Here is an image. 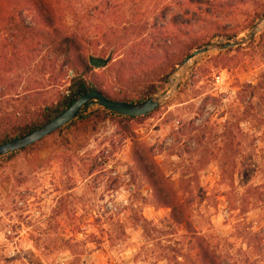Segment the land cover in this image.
I'll return each instance as SVG.
<instances>
[{
  "label": "rangeland",
  "instance_id": "374dc122",
  "mask_svg": "<svg viewBox=\"0 0 264 264\" xmlns=\"http://www.w3.org/2000/svg\"><path fill=\"white\" fill-rule=\"evenodd\" d=\"M171 1L167 29L149 31L167 32L166 46L142 41L110 15L108 25L120 24L125 35L122 46L113 52L94 41L79 68L112 97L132 99L150 84L161 95L179 81L173 98L136 119L92 103L41 141L0 156V264H204L201 239L216 264H264V25L246 44L210 49L177 70L196 49L248 38L263 9L236 1L212 13ZM130 5L119 22L139 18ZM91 55L112 59L97 69ZM2 57L13 62L0 80L4 112L23 101L31 110L54 104L74 75L34 36L0 31ZM147 164L166 194L183 200L180 221Z\"/></svg>",
  "mask_w": 264,
  "mask_h": 264
},
{
  "label": "trees",
  "instance_id": "16d2710c",
  "mask_svg": "<svg viewBox=\"0 0 264 264\" xmlns=\"http://www.w3.org/2000/svg\"><path fill=\"white\" fill-rule=\"evenodd\" d=\"M182 1L175 2V4L206 5L214 13L219 7H232L234 6V2H239L243 5L249 0H235L233 2H229L230 0ZM252 1L258 2L259 7L264 12V0ZM129 4L132 5H130L132 10H138L137 14H132L131 16H139V18L137 20L132 19L126 22L121 20L119 22V19H122L124 16L125 6ZM170 10H172L171 0H150L148 3L147 0H0L1 32L13 36L15 40L29 39L31 36L42 39L46 43L47 48L60 54L66 65L74 72L68 90L62 93L61 97L54 104L47 105L43 109L42 107H38L36 110H31L29 103L23 101L24 104H20L19 110L9 113L4 112V105L9 102L5 101L3 105L0 104V145L36 130L66 111L79 97L90 91L99 90L111 100L129 103H142L156 94L158 89L154 84H150L144 93L132 99L124 93H117L115 97H112L97 82L87 78L86 72L81 71L79 66L83 65V67H86L85 58L90 53V46L94 41L102 39L113 52L117 50V47L122 46L121 40H123L125 35L120 34V24L116 27L108 25L107 19L110 15L117 18L115 20L116 23L122 22L125 24V26L121 27L122 29L128 30L126 27L128 25L130 29L137 30L138 34L136 36L137 38H141L142 41L150 38L149 40L152 39L154 42L156 40L154 47L166 46L167 32L153 36L149 31L159 30L161 33L167 29L169 21L166 20ZM29 15L36 16V18H32L34 25H32L33 22L30 24L27 22ZM216 29H219V27H216ZM216 33V36H218V32ZM157 39H160V42ZM14 44L12 42L11 45ZM14 49L15 51H19L20 48L17 46ZM14 55L13 53L11 54V56ZM11 60H6L3 57L1 59L0 80L2 81L5 77L4 74L10 73L13 69V62ZM5 66L7 69L4 68ZM166 79L167 73L163 77V80L166 81ZM90 104L92 103L85 105L81 111H84ZM105 110L114 116L130 119L141 117L126 116L114 111ZM25 149L27 147L4 157L7 159L11 158L19 151ZM138 156L141 161H147L145 156ZM154 168L156 167L151 168L148 164L146 165L148 177L160 195L164 196L166 201L170 203V206L173 208L174 217L180 221V209L184 202L179 196L173 195L170 197L169 194H166V189L162 188L164 181L161 176L155 173ZM198 249H200L199 255L202 257L204 264H216L215 252L206 240L201 239Z\"/></svg>",
  "mask_w": 264,
  "mask_h": 264
},
{
  "label": "water",
  "instance_id": "95a60500",
  "mask_svg": "<svg viewBox=\"0 0 264 264\" xmlns=\"http://www.w3.org/2000/svg\"><path fill=\"white\" fill-rule=\"evenodd\" d=\"M263 22H264V16L254 27L253 31L251 32L248 38L242 40H236L229 43H210L202 48L196 49L194 52H192L190 55H188L185 58V60L181 63L180 67L177 68V70L183 67L187 62L192 60L194 57L203 54L209 51L210 49L218 48L221 50H225L246 44L256 35L257 30L259 29L260 25L263 24ZM111 59H112L111 56L104 58L100 56L91 55L89 57V63L91 66H94L95 68L99 69L106 67L111 61ZM179 86H180L179 81L173 83L171 87L164 94L155 95L142 103H129L125 101L111 100L107 98L105 94L99 90L90 91L79 97L66 111H64L63 113L52 119L51 121L43 124L36 130L32 131L31 133L25 134L21 137L13 139L4 144H1L0 156L21 150L23 148L35 144L36 142L41 141L46 136L51 135L52 133L56 132L58 129L68 124L73 119H75L79 115L82 108L89 103H98L100 106L104 107L105 109L126 116H132V117L145 116L152 113L160 105L173 98L177 94L179 90Z\"/></svg>",
  "mask_w": 264,
  "mask_h": 264
},
{
  "label": "bare ground",
  "instance_id": "6f19581e",
  "mask_svg": "<svg viewBox=\"0 0 264 264\" xmlns=\"http://www.w3.org/2000/svg\"><path fill=\"white\" fill-rule=\"evenodd\" d=\"M263 25H264V23H263ZM263 25H262V26H263ZM262 26H261V27H262ZM259 29H260V28H259ZM192 62H193V61L190 60V61L187 62L183 67H181L178 71L181 72V69H182V68H184L186 65L188 66V65L191 64ZM179 72H178L176 75H175V74H174V75H175V76H179V74H180Z\"/></svg>",
  "mask_w": 264,
  "mask_h": 264
},
{
  "label": "built area",
  "instance_id": "2783aa9c",
  "mask_svg": "<svg viewBox=\"0 0 264 264\" xmlns=\"http://www.w3.org/2000/svg\"><path fill=\"white\" fill-rule=\"evenodd\" d=\"M107 205L110 209L116 208L115 204L112 201H109Z\"/></svg>",
  "mask_w": 264,
  "mask_h": 264
}]
</instances>
